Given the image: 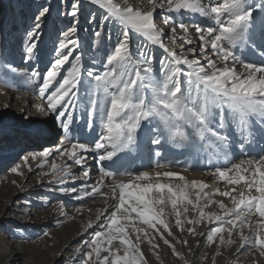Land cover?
<instances>
[{
    "label": "snow or ice",
    "instance_id": "obj_1",
    "mask_svg": "<svg viewBox=\"0 0 264 264\" xmlns=\"http://www.w3.org/2000/svg\"><path fill=\"white\" fill-rule=\"evenodd\" d=\"M90 3L104 11L103 22L111 20L120 29L116 44L102 61L104 70L84 69L83 54L73 56L80 47L78 29L73 26L79 24L80 5L73 0L71 10L65 13L72 22L58 30L54 41V61L43 76L39 71L21 73L34 81L39 98L46 101L45 105L38 106L39 111H49L59 121L65 135L59 140L55 153L58 159L66 157L80 166L82 175H75L76 179L87 181L89 178L90 172L84 167L85 153L95 152L99 161L116 163L122 158L118 154L127 156L140 149V137L145 131L150 134V144L161 145L163 139L164 143H171L189 154L209 145L214 147L217 158L228 156L230 138L220 131L226 124L234 123L239 128L242 141L245 134H252L257 123L264 134V65L240 60L234 51L237 45L249 43L264 49V0H259V4L250 0H166V5L165 0H138L140 7L136 8L128 0L124 6L114 0H90ZM145 5L147 10H143ZM165 6L169 13L190 12L211 22L207 27L192 26L195 39L199 41L197 47H191L194 38L190 26L183 22L173 23L171 18L163 20L166 26L172 25L171 45L164 43L165 33L155 22V12ZM48 12L49 9L42 8L35 17L33 30L27 33L28 59L38 50L35 41ZM177 29L183 35L177 36ZM130 33L167 53V60L160 61L158 72L153 67L152 56L146 57L139 50L133 54ZM93 35L98 42L101 32L95 31ZM235 64L243 71H238ZM65 65L70 67L62 75ZM85 75L90 78L88 83L84 82ZM0 82L6 84V81ZM81 88L85 90V98L79 97ZM78 99L82 103L87 100L88 126L93 125L94 119L100 122L99 135L86 142H73L68 136L74 122L70 109H75ZM46 134L44 128L30 129V135L37 138ZM50 155L52 150L45 149L24 160L27 164L29 159L47 160ZM154 155L160 157L162 152L157 150ZM156 167L167 169L169 164L158 162ZM12 171L22 175L19 168ZM51 174L61 182L74 175L70 166L55 161L51 163ZM210 174L230 187L224 191L218 187L209 194L205 191L209 187L205 182H189L180 173L170 170L128 172L127 182L104 171L97 186L85 195L100 193L105 179L111 178L110 198L118 202L99 225L102 230L94 232L87 242L89 251L83 254L81 264H147L141 245L146 242L151 249H158L159 245L154 242L157 236L174 256L183 260L165 236V233L173 236L169 215H174L175 227L181 232L186 230L190 236L197 234V225H206L205 232L200 235L209 246H230L235 242L234 236H238L240 248L250 246L264 258V150L255 157L232 162L228 167H217ZM161 177L169 182H161ZM172 179L179 183L170 182ZM239 185L243 188L238 191L235 186ZM62 191L75 192L76 189ZM104 195L107 199L108 194ZM216 195L229 198L232 206L211 198ZM81 198L76 196V199ZM169 205L171 212L167 213ZM212 206L218 207L219 212L205 211ZM104 211L107 209L97 213L96 221L102 220ZM185 225L191 227L185 228ZM90 228H93L91 221L86 230ZM116 241L118 244L114 246ZM178 242L188 243L186 240ZM153 254L156 255L155 251Z\"/></svg>",
    "mask_w": 264,
    "mask_h": 264
},
{
    "label": "rangeland",
    "instance_id": "obj_2",
    "mask_svg": "<svg viewBox=\"0 0 264 264\" xmlns=\"http://www.w3.org/2000/svg\"><path fill=\"white\" fill-rule=\"evenodd\" d=\"M72 2L73 0H0V81H6V84L0 82L1 90H8L9 92L20 90L24 92L25 89H30V87H32L35 98H39L34 81L30 79L29 76L21 75V73L30 74L32 71H39L41 76H43L45 69L54 61V41L58 30L65 29L72 22L71 17L65 15V13L71 10L70 5ZM77 2L80 5L77 17L79 24H74L73 26L78 29L77 35L80 40V47L76 49L73 56L82 53L84 69L91 68L95 72H102L104 70L102 66L104 56L106 52L111 51L116 44L120 36V29L111 20L107 22L101 20V17H103L105 13L99 7L94 6L90 2L83 3L81 0H77ZM114 2L122 6L125 0H114ZM250 2L259 4V0H250ZM128 3L136 8L135 5L138 4V0H128ZM42 8L49 9V12L44 19L43 26L39 30V35L35 41L38 43V50L34 53L32 59H28L25 51V46L29 42L27 33L29 30H33L35 17ZM255 14L256 13H254V15ZM93 17H95V19H92ZM165 18H171L173 23L183 22L190 26V34L194 38L191 47H197L199 43V41L195 39V31L192 26L201 25L207 27L211 23L199 14L190 12L156 13L155 22L165 33L163 37L164 43L172 39V25L166 26L163 23ZM95 31L101 32V37L98 42L93 35ZM179 35H183V33L177 29V36ZM130 40L133 54L139 50L143 51L146 57L152 56L153 67L158 72L161 67L160 61L167 60V53L159 46L145 41L136 34L130 33ZM259 43V36L257 35V44ZM185 47L189 46L186 45ZM177 50L179 52V48H177ZM234 51L235 55L240 60L251 62L258 66L264 65V49L260 47L253 46L249 43L247 45H237ZM188 55L189 58H191V54L189 53ZM71 59H73V57H70V60ZM201 60L204 62L202 58ZM217 64L221 66L220 61H218ZM233 66L238 71H243L238 64ZM69 67L70 65H65V71L62 72V75L66 74V69ZM13 68L16 70L15 72L12 71ZM83 79L85 83H88L90 78H87L85 75ZM79 97H86L83 88L79 90ZM78 102L79 99L77 100V103ZM86 103L87 100L85 99L83 103L77 104L79 107L76 106L78 107L79 116L77 115L78 117H76L74 121L72 127L74 131L68 134L69 139L73 142L81 140V138L78 137V139L75 137V129H77V131L82 129L84 132H89L96 128L99 135V120L94 119L93 125L91 127L88 126L89 117L85 108ZM13 104H15V102H13ZM33 106L34 104H32V107ZM53 119L56 122L54 127L56 137L54 139V133L49 135V131H46L49 138H53L52 142L48 144L38 145V142L45 138H32L35 142L25 140V138H30L24 133L29 130L28 124L30 120L27 115L22 116L19 121L13 123L12 120V122L8 124V126H14L11 133L8 134L6 132V136L2 137L0 134V179L3 178V181L7 179L9 182H14L18 185L21 183L20 186L22 187L18 197H16V199L14 198L12 201L13 203L8 202L15 205L8 211V217H5L6 215L4 216L9 221L8 224H5L4 228L11 231L7 242L13 244L16 249H26V255L28 254L27 256L29 257H34L44 263L50 260L54 254L56 255L58 251H61L63 254L65 253V257L58 259L56 264H81L83 255L78 257L75 248L90 241L94 232L102 230L99 225L104 222V218L110 215L113 206L118 201L110 198L111 190L108 185L112 183L111 179L106 180L105 184L101 186L100 193L85 195V193H91L92 188L97 186L100 180L99 172L91 173L89 170L90 175L87 181L76 179L75 175H82L80 166L73 164L71 161H67L66 157L63 159L57 158L55 149L59 146V140L63 138L65 134L60 127L59 121L55 119V116ZM220 131L227 134L230 138L227 158L223 155L217 158L222 168L230 166L232 162H239L241 159L251 158L253 155H256H249V153H251L250 150H252L251 146L253 139L261 138L262 141H260V144L262 146L264 145V134H261V125L258 123L254 124L251 135L245 134L243 141L240 130L234 123L226 124ZM247 137H249L248 140L250 142L246 140ZM140 139L142 141L140 148L144 147L145 152L150 148L149 144H145V141L148 142L150 140V134L145 131ZM241 143H243V147H241ZM166 146H168V143H164L163 146L155 147L154 150L163 151ZM45 149L52 150V155H50L47 160L41 159L33 161L29 159L27 164L25 163L24 157ZM262 150H264V148L261 149V152ZM26 152L27 154H25ZM212 152L214 153V147L205 145L201 150L193 151L190 154L185 151V156L184 158L182 157V159L183 162L186 160L187 164L203 163ZM84 155L91 158V155H87L86 153ZM92 156L94 158V155ZM118 156L122 158L117 160L116 163L120 164L124 162L126 163V167L131 166L132 168L136 166L135 169H132L133 174H138L142 171L139 169L141 159L140 149L138 151H132L127 156H124L122 153L118 154ZM53 161L57 164L70 166V171L74 175L64 178V182L54 179L51 174V163ZM97 164L98 162L95 161L94 165H96V169ZM182 164L183 163L180 165ZM183 165L185 166V164ZM84 167L87 168V166ZM13 168H19L22 175L15 174L12 171ZM29 168L31 171H29ZM118 174L120 175L116 177H127V170L121 169ZM160 179L161 182H169L167 178L161 177ZM187 181L191 182L190 179ZM125 182H127V179H125ZM170 182L179 183V181L175 179H172ZM72 188H75L76 191H62V189ZM205 191L210 194L213 189L208 187ZM104 194H108L107 199ZM77 195L82 196V198L76 199ZM211 198L217 201H223L228 207L232 206L229 198L219 195ZM78 209L80 211H77ZM104 209H107V211L103 212L102 220L99 222L96 221L97 213ZM205 211L219 212V209L216 206H212L205 209ZM166 212H171L170 205L166 209ZM188 215L191 217L192 213L189 212ZM255 219L256 217H252V220ZM25 220L31 222L25 223ZM90 221L93 223V228L86 230V225ZM168 221L171 224L173 236L168 237L166 233L165 236L175 245L177 252L180 253L184 259L182 260L174 256L171 250L164 245L163 241L157 236L154 242L159 245L158 249H151L146 242L141 245L147 264H191V262L192 264H254V261L256 264H264V258L259 257L258 252L253 250L250 246L246 245L244 248L239 247L240 241L238 236H234L235 242L230 246H220L219 244L209 246L206 244L205 237L200 235V233L205 232L206 225H197V234L195 236H190L186 230L181 232L175 227L174 215H169ZM211 226L212 225H207V227ZM140 227L146 228L144 225H140ZM188 227H191V225H185V228ZM91 231H93V233H91L87 239L79 236L78 238H82L83 241L76 242L77 244H74L72 249L67 250L65 249L66 247L63 246L64 241L72 234H85ZM129 231L131 232V229H129ZM149 231L151 232L152 230ZM245 234H248V229H245ZM132 238L134 240V235ZM185 240L188 242L187 245L178 242ZM117 244L118 241L114 242V246ZM83 250H86V252L89 251L87 244ZM154 251L156 255L153 254ZM102 255H106V253ZM157 255L159 259H157Z\"/></svg>",
    "mask_w": 264,
    "mask_h": 264
},
{
    "label": "bare ground",
    "instance_id": "obj_3",
    "mask_svg": "<svg viewBox=\"0 0 264 264\" xmlns=\"http://www.w3.org/2000/svg\"><path fill=\"white\" fill-rule=\"evenodd\" d=\"M81 1L83 3L84 2H90V0H81ZM124 4H125V2L122 4V6H124ZM165 5H166V0H165ZM94 6H96V5H94ZM135 7H140L139 3L136 4ZM143 10H147L146 5L144 6ZM167 12L168 11L166 10V6H165V7L157 8L155 14L156 13H159V14L160 13H167ZM169 41H171V40H167V42L165 44L170 46L171 42H169ZM176 51L178 52L177 49H176ZM32 89L33 88L30 87V89H25L24 92H22L20 90H17V91L13 90L14 92H9L8 90H1L0 89V134H1V137L6 136V132L9 134L13 131L14 126H12V125L8 126V124H10V122H12V120L14 123L16 121H19V119L22 116L27 115L29 120H30V122L28 124L29 130L25 131L24 133L27 134L30 138H25V140L35 142V140H33L32 138H37V137L30 135V129L36 128V127L44 128L46 131H49V135H52L54 133V139H55L56 131H55L54 127H55L56 122L53 119L55 114H53L49 111H45L44 113H41L39 111L38 106L45 105L46 101L41 100L40 98L36 99L35 95L32 92ZM80 98H82V97H80ZM13 102H15V104H13ZM79 103H81L80 100L78 103L76 102V104H79ZM32 104H34L33 107H32ZM78 107H75L74 110L70 109V111L72 112V115L74 117V121H75L76 117L79 116L78 115ZM73 124H74V122H73ZM73 124L70 126V133L74 131V130H72ZM75 130H76L75 137L81 138L80 142H86V141L90 140L93 136L98 135L96 128L92 131H89V132H84V131H82V129L81 130L78 129L79 131H77V129H75ZM2 133H3V135H2ZM41 138H45V139L38 142V145L51 143L52 139H53V138H49L48 134H46V136L41 137ZM21 139H23V138H21ZM248 139H249V137L246 138V140H248ZM260 141H262L261 138H257L255 140L254 139L252 140V146H251L252 150H250L251 153H249V155L256 154V155H253L252 157L257 156V154H260L261 149L264 148V145L262 146L260 144ZM145 144L146 145L149 144L151 151L149 148L148 150H146L144 152V147L140 148L141 159H140V163H139V169H141L142 171L164 172V171L170 170L172 172L180 173L181 175H183L186 178V180L190 179V181L195 180V181H203L205 183H208L209 188H211L213 190L219 187L221 191H224L228 187H230V186L226 185L224 182L219 181L217 178L213 177L210 174V173L214 172L217 167L222 168L220 166V163H219L217 157L214 155L213 152L211 155L207 156L206 161L203 163H195V164L188 163L187 164L186 160H185V162H183V159H182V157L184 158V156H185V151L183 149H178L175 147L173 148L171 143H168V146H166L163 149V151H161L162 155L160 157H157L154 155V153L156 151V150H154V148L164 145L163 139H162L161 145L150 144L149 141L148 142L145 141ZM36 146H37V144H36ZM25 154H27V152ZM86 154L91 155L90 157L92 159L89 158V156H88L87 161L85 162L84 166H87V168H89L88 170H90L91 173L99 172L100 180L102 178V173L104 171L113 173L115 176H117V175L119 176L120 174H118V173L121 169H126L127 173L128 172L133 173L132 169H135V167H136V166L134 168H132L131 166L126 167V163H124V162L120 163V164L114 163L113 161L101 162L97 158L98 153H95V152H88ZM92 155H94V158ZM114 160H116L115 157H114ZM95 161L98 162L97 169H96V165H94ZM158 162L169 164V168L158 169L156 167ZM181 163L185 164V166L183 164L180 165ZM6 176H7V174H6ZM116 178L123 179V180L128 179L127 177H124V178L116 177ZM108 179H111V178H106L105 182ZM22 181H24V180H22ZM111 182H112V180H111ZM20 184L18 185L17 183L9 182V180H7V179L3 181V178L0 179V264H56L58 259H60V258L62 259L65 257V255H64L65 253L63 254L61 251H58L57 253L55 252L56 255L54 254V256L52 258H50V260H47L46 262L43 263V262H40L39 259H35L34 257L27 256L28 254L26 255V249H21V250L16 249L13 246V244H10L9 242H7V239L9 237L11 231L4 228L5 224L9 223L8 219H6L5 217H8V214H7L8 211H10L12 209L11 207H14V205H15V204H12L13 203L12 201L14 200V198L16 199V197H18V194H20V190L22 189ZM235 187H237V190L239 191L241 188H243V185H239V186H235ZM8 202H12V203H8ZM30 222L31 221H29V220H25V223H30ZM94 229H96V228H94ZM93 231H91L90 233H85V234H82V233H80L78 235L72 234L69 238L66 239V241H64L63 246H65L66 247L65 249H67V250L72 249L73 248L72 246L74 244H77L76 242L83 241V239H82L83 237L85 239H87L88 236H90V234L93 233ZM79 236H81L82 238L81 239L78 238ZM86 244H87V242H85V243H83V244H81L75 248L78 257L83 255L84 252H86V250H83V248H85ZM36 254H38V253H36ZM32 256H33V254H32ZM191 264H192V262H191Z\"/></svg>",
    "mask_w": 264,
    "mask_h": 264
}]
</instances>
